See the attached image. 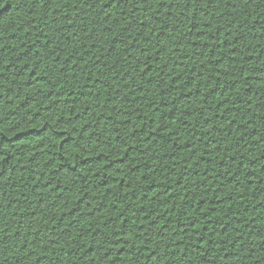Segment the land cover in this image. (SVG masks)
Returning <instances> with one entry per match:
<instances>
[{
    "label": "trees",
    "instance_id": "1",
    "mask_svg": "<svg viewBox=\"0 0 264 264\" xmlns=\"http://www.w3.org/2000/svg\"><path fill=\"white\" fill-rule=\"evenodd\" d=\"M0 264H264V0H0Z\"/></svg>",
    "mask_w": 264,
    "mask_h": 264
},
{
    "label": "snow or ice",
    "instance_id": "2",
    "mask_svg": "<svg viewBox=\"0 0 264 264\" xmlns=\"http://www.w3.org/2000/svg\"><path fill=\"white\" fill-rule=\"evenodd\" d=\"M0 170H2V169H0Z\"/></svg>",
    "mask_w": 264,
    "mask_h": 264
}]
</instances>
